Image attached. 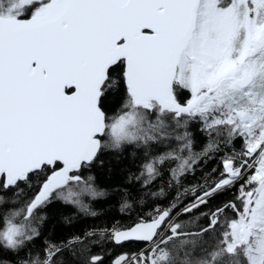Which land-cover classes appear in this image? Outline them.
<instances>
[{"label": "snow or ice", "instance_id": "snow-or-ice-1", "mask_svg": "<svg viewBox=\"0 0 264 264\" xmlns=\"http://www.w3.org/2000/svg\"><path fill=\"white\" fill-rule=\"evenodd\" d=\"M127 146L154 199L120 210H149L33 253L53 201L97 216L85 198L106 193L83 173ZM108 249L109 264H264V0H0V264Z\"/></svg>", "mask_w": 264, "mask_h": 264}, {"label": "trees", "instance_id": "trees-1", "mask_svg": "<svg viewBox=\"0 0 264 264\" xmlns=\"http://www.w3.org/2000/svg\"><path fill=\"white\" fill-rule=\"evenodd\" d=\"M194 137L193 151L200 152L207 145V138L199 131L198 127L190 126ZM144 157L142 152L134 146H127L122 150H103L92 166L84 171V176H92L94 186L106 195L92 199L91 197L85 198V203L90 206V211L97 213L93 217L85 215L80 212L78 208L73 205H68L62 201H53L40 215L45 216L46 219L41 225V235L31 245L33 253H39L44 247L46 242L63 243L70 239L73 235L80 234L92 227L105 225L108 223L119 222L120 224L127 225L135 219L141 211L149 209L144 208L139 202L134 203L133 207L127 211L121 212L120 204L126 194H130V200L139 201L140 197L149 204L154 199L146 195L147 189H141V181L136 177L140 175L141 166ZM219 157L202 162L196 167L195 172L189 174L185 181L186 188L196 187L203 184L206 173H209L212 168L217 167ZM38 183L34 179L33 184ZM157 187L153 190H159V186L163 181L155 182ZM29 189L24 188V194H29ZM183 191V189H181ZM175 191L170 190L169 196H174ZM191 193H188L184 199L190 198ZM227 199V197H222ZM219 202V200L214 201ZM199 215V213H195ZM198 223H203L201 219ZM130 251H136V246L129 245ZM119 249L116 250L118 252ZM113 250L108 249L105 254L106 264H109V256L113 255ZM66 264H74L75 257L71 251H66L63 255Z\"/></svg>", "mask_w": 264, "mask_h": 264}, {"label": "flooded vegetation", "instance_id": "flooded-vegetation-1", "mask_svg": "<svg viewBox=\"0 0 264 264\" xmlns=\"http://www.w3.org/2000/svg\"><path fill=\"white\" fill-rule=\"evenodd\" d=\"M130 250H131L130 246L128 248H126V249H123V251H130ZM118 251H121V250H118Z\"/></svg>", "mask_w": 264, "mask_h": 264}]
</instances>
